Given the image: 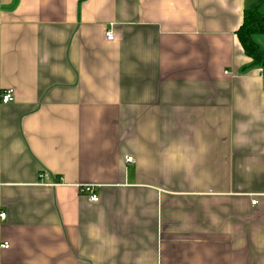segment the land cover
Wrapping results in <instances>:
<instances>
[{
    "label": "crops",
    "instance_id": "1",
    "mask_svg": "<svg viewBox=\"0 0 264 264\" xmlns=\"http://www.w3.org/2000/svg\"><path fill=\"white\" fill-rule=\"evenodd\" d=\"M251 2L0 0V264H264Z\"/></svg>",
    "mask_w": 264,
    "mask_h": 264
},
{
    "label": "trees",
    "instance_id": "2",
    "mask_svg": "<svg viewBox=\"0 0 264 264\" xmlns=\"http://www.w3.org/2000/svg\"><path fill=\"white\" fill-rule=\"evenodd\" d=\"M237 37L252 65L264 69V50L257 38L264 37V0H252L245 10L244 21Z\"/></svg>",
    "mask_w": 264,
    "mask_h": 264
},
{
    "label": "built area",
    "instance_id": "3",
    "mask_svg": "<svg viewBox=\"0 0 264 264\" xmlns=\"http://www.w3.org/2000/svg\"><path fill=\"white\" fill-rule=\"evenodd\" d=\"M106 38L110 42L114 41L115 37H114L112 30L107 31ZM14 100H15V95H14L13 90L9 89V90H6V91H3L0 93V103L1 104L7 105V104L14 102ZM127 161L132 163L134 160H133V158H129V159H127ZM85 191L89 192V194L91 196V200L93 202H98L99 198L93 192L92 188L88 187L85 189ZM257 203H258L257 200L253 201V205H257ZM5 219H6V213L1 211L0 212V221L5 220ZM8 248H9V245L7 243L0 245V249H8Z\"/></svg>",
    "mask_w": 264,
    "mask_h": 264
},
{
    "label": "rangeland",
    "instance_id": "4",
    "mask_svg": "<svg viewBox=\"0 0 264 264\" xmlns=\"http://www.w3.org/2000/svg\"><path fill=\"white\" fill-rule=\"evenodd\" d=\"M256 40H257V42H258V41H260V39H259V38H257ZM263 50H264V49H263Z\"/></svg>",
    "mask_w": 264,
    "mask_h": 264
}]
</instances>
